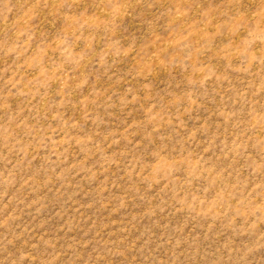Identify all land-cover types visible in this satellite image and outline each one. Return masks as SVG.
<instances>
[{"label": "rangeland", "instance_id": "374dc122", "mask_svg": "<svg viewBox=\"0 0 264 264\" xmlns=\"http://www.w3.org/2000/svg\"><path fill=\"white\" fill-rule=\"evenodd\" d=\"M0 264H264V0H0Z\"/></svg>", "mask_w": 264, "mask_h": 264}]
</instances>
